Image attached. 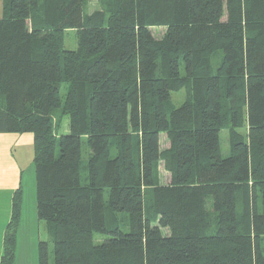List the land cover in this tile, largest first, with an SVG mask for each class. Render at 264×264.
<instances>
[{
	"label": "trees",
	"instance_id": "16d2710c",
	"mask_svg": "<svg viewBox=\"0 0 264 264\" xmlns=\"http://www.w3.org/2000/svg\"><path fill=\"white\" fill-rule=\"evenodd\" d=\"M86 1L0 4V133L33 134L38 264H264V0Z\"/></svg>",
	"mask_w": 264,
	"mask_h": 264
},
{
	"label": "rangeland",
	"instance_id": "374dc122",
	"mask_svg": "<svg viewBox=\"0 0 264 264\" xmlns=\"http://www.w3.org/2000/svg\"><path fill=\"white\" fill-rule=\"evenodd\" d=\"M1 4V0H0ZM100 9L99 0H87L85 3L84 11L89 13L94 9ZM156 37H160L163 32V27H154L151 29ZM76 46L74 31H69L65 38V47L73 49ZM219 56L213 57V66H217L219 62ZM67 91L66 83L61 84V98L64 100ZM184 89L174 92L171 95V103L177 106L184 99ZM54 119H60V131L64 133L67 131V118L60 116L59 110L52 112ZM84 140V139H83ZM220 153L222 157H226L230 153L229 141L227 131L222 129L219 132ZM19 145V144H18ZM168 146V141L165 135L160 137L161 149ZM18 147V146H17ZM22 147L23 149H21ZM19 149L23 150L24 156L18 157V151L13 156L18 160L17 166L9 164V156L5 157L0 154V219L4 220L3 226L6 227L11 219L13 201L15 195H18L19 204V219L16 225L15 231V253L14 259L17 264H38V242L40 239L47 240L48 232L46 230V223L38 219L36 215V197H35V174L32 158H29V151L24 149V146H20ZM83 161L81 164V182L86 184L87 170H86V146L84 145ZM27 152V154H26ZM13 161V160H12ZM16 163V162H15ZM18 167V170H17ZM160 177L162 183L169 181V174L163 169L161 164L159 167ZM18 191V194H17ZM105 200H107V192L105 191ZM121 219L120 228L123 231L128 230V215L127 213H120ZM95 238L101 240L104 238L102 234H96ZM49 264H54L53 255L50 250Z\"/></svg>",
	"mask_w": 264,
	"mask_h": 264
},
{
	"label": "crops",
	"instance_id": "0c3cea01",
	"mask_svg": "<svg viewBox=\"0 0 264 264\" xmlns=\"http://www.w3.org/2000/svg\"><path fill=\"white\" fill-rule=\"evenodd\" d=\"M20 146H24V149L29 151V158H32L33 134L30 132L0 133V154L3 153L5 157L9 156L10 158L9 164H11L12 166H17V163L20 164L18 160L15 159L13 156V153L16 154L15 151L16 152L18 151V157L22 158L24 156L23 150L19 149ZM20 148L23 149L22 147ZM3 224H4V220L0 219V256L2 253V242L5 231V227L3 226ZM13 264H17L15 259L13 261Z\"/></svg>",
	"mask_w": 264,
	"mask_h": 264
}]
</instances>
